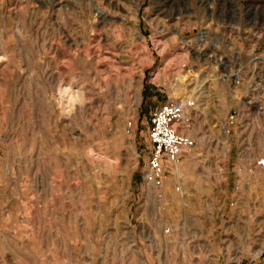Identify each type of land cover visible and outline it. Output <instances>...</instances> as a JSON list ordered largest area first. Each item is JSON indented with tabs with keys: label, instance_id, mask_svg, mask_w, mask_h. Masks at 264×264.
I'll list each match as a JSON object with an SVG mask.
<instances>
[{
	"label": "rangeland",
	"instance_id": "374dc122",
	"mask_svg": "<svg viewBox=\"0 0 264 264\" xmlns=\"http://www.w3.org/2000/svg\"><path fill=\"white\" fill-rule=\"evenodd\" d=\"M262 156L264 0H0V264H264Z\"/></svg>",
	"mask_w": 264,
	"mask_h": 264
},
{
	"label": "built area",
	"instance_id": "2783aa9c",
	"mask_svg": "<svg viewBox=\"0 0 264 264\" xmlns=\"http://www.w3.org/2000/svg\"><path fill=\"white\" fill-rule=\"evenodd\" d=\"M193 106L190 98L167 100L151 113L146 133L149 150L143 172L146 184L160 187L179 158L193 147L194 140L186 134L191 127L188 114ZM256 165L264 170V156L258 158Z\"/></svg>",
	"mask_w": 264,
	"mask_h": 264
},
{
	"label": "bare ground",
	"instance_id": "6f19581e",
	"mask_svg": "<svg viewBox=\"0 0 264 264\" xmlns=\"http://www.w3.org/2000/svg\"><path fill=\"white\" fill-rule=\"evenodd\" d=\"M92 1H93V0H92ZM88 2H89V1H88ZM89 7H90V8H93V6H92V2L90 3ZM94 9H95V8H94ZM95 11L97 12L96 17H98L99 15L102 16L103 13H104L103 10H100V9H96ZM93 12H94V11H93ZM98 14H99V15H98ZM200 38H201V37H200ZM112 67H113V66H112ZM109 68H110V67H109ZM108 70H110V69H108ZM186 134H187V132H186ZM187 135H188V134H187ZM188 136H189V135H188Z\"/></svg>",
	"mask_w": 264,
	"mask_h": 264
},
{
	"label": "crops",
	"instance_id": "0c3cea01",
	"mask_svg": "<svg viewBox=\"0 0 264 264\" xmlns=\"http://www.w3.org/2000/svg\"><path fill=\"white\" fill-rule=\"evenodd\" d=\"M260 139H262V138H260ZM262 147V146H261Z\"/></svg>",
	"mask_w": 264,
	"mask_h": 264
}]
</instances>
